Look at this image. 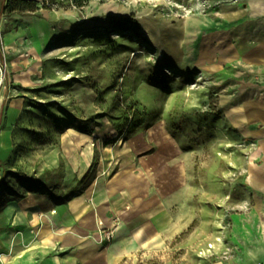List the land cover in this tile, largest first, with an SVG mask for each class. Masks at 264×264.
<instances>
[{
	"label": "rangeland",
	"instance_id": "obj_1",
	"mask_svg": "<svg viewBox=\"0 0 264 264\" xmlns=\"http://www.w3.org/2000/svg\"><path fill=\"white\" fill-rule=\"evenodd\" d=\"M73 4L46 2L73 18L56 26L49 43L33 38L34 30L46 31L42 19L3 12L0 4V163L7 170L0 187V264H37L34 246L24 244L36 234L34 216L52 214L50 207L76 196L80 179L92 180L103 145L161 122L179 142L187 181L171 200L161 241L122 264L261 263L257 223L264 214L254 212L245 187L251 145L225 113L244 73L238 64L201 68L202 58L161 63L160 47L144 33L150 11L168 31L177 20L191 26L198 20L194 35L202 37L195 43L207 42L224 28L217 0ZM120 13L136 24L116 19ZM112 26L120 31L94 36Z\"/></svg>",
	"mask_w": 264,
	"mask_h": 264
},
{
	"label": "crops",
	"instance_id": "obj_2",
	"mask_svg": "<svg viewBox=\"0 0 264 264\" xmlns=\"http://www.w3.org/2000/svg\"><path fill=\"white\" fill-rule=\"evenodd\" d=\"M36 1L39 10L31 14L47 26L46 31L34 30L33 38L49 43L56 34V26L69 25L72 11L43 8L48 0ZM5 2L0 0L1 7ZM53 2L75 7L73 0ZM217 4L220 13L216 15L222 19L224 28L208 34L207 42L195 43L202 37L200 32L194 35L200 26L198 20L192 26L183 20L177 25L182 32L176 39L181 52L178 59L202 58L203 65L199 67L210 71L238 64L244 73L238 90L228 96L231 102L225 113L241 138L250 141L245 187L254 197V212L263 215L264 0H217ZM125 16L135 19L127 13L115 18ZM31 50L35 52L36 47ZM160 62L173 64L179 60ZM100 153L95 176L81 194L65 204L50 207L54 212L44 216L46 226L43 216L32 219L36 234L32 239L27 236L24 244L34 246L37 264H122L161 241L168 228L171 200L179 196L187 181L186 163L174 134L164 122L153 123L128 139L103 145ZM262 218L257 223L263 250L259 264H264ZM245 260L243 264H249Z\"/></svg>",
	"mask_w": 264,
	"mask_h": 264
},
{
	"label": "bare ground",
	"instance_id": "obj_3",
	"mask_svg": "<svg viewBox=\"0 0 264 264\" xmlns=\"http://www.w3.org/2000/svg\"><path fill=\"white\" fill-rule=\"evenodd\" d=\"M147 12L149 17L144 20V33L150 39L152 44L160 47V60L173 61L180 57L181 52L176 42V39L180 38L182 35L180 28L173 26L170 28V31H168V28H165L163 25L164 20L160 21L159 17H152L150 16V11ZM177 23L179 25L180 21L177 20ZM42 220L44 226H46L47 221L44 216L42 217Z\"/></svg>",
	"mask_w": 264,
	"mask_h": 264
},
{
	"label": "trees",
	"instance_id": "obj_4",
	"mask_svg": "<svg viewBox=\"0 0 264 264\" xmlns=\"http://www.w3.org/2000/svg\"><path fill=\"white\" fill-rule=\"evenodd\" d=\"M42 7L43 8H47L45 2L43 3ZM38 10H39V2L36 1V0H6L4 5H2V11L3 12H18V13L30 12V13H34V12H36ZM123 18L126 19V20H132V19H129L127 17H123ZM135 24H136V22H135ZM98 29L99 30L93 31V33L100 32V33L94 35L95 37H97L99 39H101L100 37H103V33H105V35H107L109 33V31H112L113 29H117L118 30V28L115 27V26L108 27V28L101 27V28H98ZM135 29H137V27H135ZM118 31H120V29ZM85 32L91 33L92 31L91 30L90 31L86 30ZM141 35H142V38H143L142 40H145V38H144L145 36L143 37V34H141ZM104 37H106V36H104ZM109 41H112V40H109ZM4 82H6V77L3 78L2 83H4ZM149 125H147L146 127H148ZM129 136H127L126 138H128ZM0 169H2V173H1V176H0V187H1L3 185V183H4V181H5L7 170L4 169L2 163H0ZM86 178L87 177H85L83 179H80L79 183L83 184V186H82V188L78 189V193L76 195L81 194L90 185L92 180L90 179L89 181L85 182ZM23 182H26L29 187H35V188L36 187H40L39 186L40 184H38L37 182H30L25 177H23ZM84 182H85V184H84ZM29 189H32V188H29Z\"/></svg>",
	"mask_w": 264,
	"mask_h": 264
},
{
	"label": "built area",
	"instance_id": "obj_5",
	"mask_svg": "<svg viewBox=\"0 0 264 264\" xmlns=\"http://www.w3.org/2000/svg\"><path fill=\"white\" fill-rule=\"evenodd\" d=\"M106 237H107V239H109V238H110V235H109V234H107V236H106Z\"/></svg>",
	"mask_w": 264,
	"mask_h": 264
}]
</instances>
